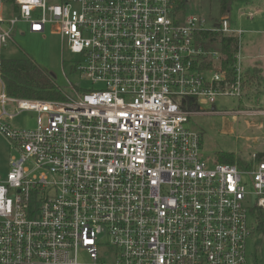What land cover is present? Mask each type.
I'll return each mask as SVG.
<instances>
[{"label":"built area","instance_id":"1","mask_svg":"<svg viewBox=\"0 0 264 264\" xmlns=\"http://www.w3.org/2000/svg\"><path fill=\"white\" fill-rule=\"evenodd\" d=\"M177 1L0 0V52L21 24L43 37L50 27L91 83L61 87L63 101L13 98L0 57V264H248L244 202L251 183L264 211V161L210 164L188 127L246 112L217 107L245 100L246 31L182 16ZM205 32L238 40L232 76ZM27 112L37 128L10 124Z\"/></svg>","mask_w":264,"mask_h":264},{"label":"rangeland","instance_id":"2","mask_svg":"<svg viewBox=\"0 0 264 264\" xmlns=\"http://www.w3.org/2000/svg\"><path fill=\"white\" fill-rule=\"evenodd\" d=\"M49 1L50 3H60L62 0ZM176 6L182 16L196 15L212 21L213 19L219 20L221 15L220 0H178ZM228 15L232 25L245 27V29L262 30L264 26L249 25V22H253L254 19L257 22L264 18V0H231V11ZM21 30L26 33L21 34ZM18 31L14 33L13 42L0 52L2 59L22 57L31 59L66 93H71L70 84L80 89L91 87V83L82 78L81 74L74 69V63L78 62V57L63 47L60 36L51 33L50 27H48L45 37L28 33V26L24 24L18 26ZM245 31L242 42L244 64L251 61V59H245L246 48H249V51H253L251 53L257 56V49L260 48L257 39L264 35L262 32ZM256 71L257 76L261 77L260 74L263 70L256 69ZM258 79H256L257 82H259ZM259 85L255 84L256 91L260 90L259 93H261L264 90L262 83L261 87H258ZM254 96V93L247 94L243 101L244 104H241L240 100L225 98L217 106L221 112L243 110L246 111L245 113L236 116L229 114L199 116L193 118L188 124L189 128L201 134L203 157L210 164L227 157L235 159V164L240 169L252 167L260 162L262 157L259 156L264 155V96H261L260 100L258 96L256 98ZM12 107L14 106L9 105V109ZM204 108H208V106H204ZM252 112L255 114L251 115ZM36 120V114L27 112L19 115L10 124L19 129H35L37 128ZM0 146V171L6 176L10 155L3 138L0 139ZM247 192L248 196L244 205L248 208V222L252 227V233L246 244V258L248 264H264V228L260 227L256 216V197L251 183L247 185Z\"/></svg>","mask_w":264,"mask_h":264},{"label":"trees","instance_id":"3","mask_svg":"<svg viewBox=\"0 0 264 264\" xmlns=\"http://www.w3.org/2000/svg\"><path fill=\"white\" fill-rule=\"evenodd\" d=\"M7 4H12L14 0H5ZM221 15L229 16L231 11V0H220ZM202 46L207 50H219L224 56L223 69L228 70V75H233V70L229 67L234 63V56L238 53L239 42L234 38H227L221 34L201 33L198 37ZM215 47V48H214ZM210 67V64L204 68ZM1 75L4 81L8 96L13 98L63 101L64 95L61 87L42 69H40L31 59L22 57L18 59L1 58ZM241 104H244L243 102ZM261 161L264 155L261 154ZM221 164H235L232 157L217 160ZM256 216L260 222V227L264 228V211H256Z\"/></svg>","mask_w":264,"mask_h":264},{"label":"crops","instance_id":"4","mask_svg":"<svg viewBox=\"0 0 264 264\" xmlns=\"http://www.w3.org/2000/svg\"><path fill=\"white\" fill-rule=\"evenodd\" d=\"M257 15V14H256ZM220 17H228V16H222L220 15ZM230 18V16H229ZM256 18V17H255ZM231 20V19H230ZM256 19L249 22V25H252V24H259L260 26H264V18L261 19V20H258L257 22H255ZM233 27L235 28H238V29H243V30H250L248 32L252 33H258V32H262L264 34V29L262 30H254V29H245V27H239L238 25H232ZM244 37V36H243ZM260 44V48L257 49V56L254 55L253 51H249V48H246V53H245V59H251L250 62H246L244 64V68H245V75H246V92L245 94H252L254 93L255 94V98L256 96H258V99L260 100L261 96H264V91H261V93H259V91H256V86L255 84L259 85L258 87H261V83H262V87H263V90H264V51H263V48H264V35L260 36L258 39H257V44ZM260 50V51H259ZM260 63L262 62L261 64H257V63ZM256 69H259V70H263V72L260 74L261 77L257 76V71ZM259 78V79H258ZM256 79L259 80V82L256 81ZM246 99V97L244 98Z\"/></svg>","mask_w":264,"mask_h":264}]
</instances>
